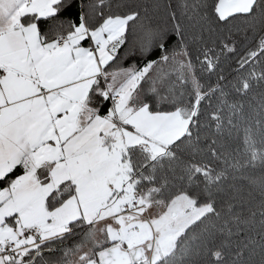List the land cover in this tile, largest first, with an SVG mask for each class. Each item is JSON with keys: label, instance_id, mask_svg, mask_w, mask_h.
I'll use <instances>...</instances> for the list:
<instances>
[{"label": "snow or ice", "instance_id": "obj_1", "mask_svg": "<svg viewBox=\"0 0 264 264\" xmlns=\"http://www.w3.org/2000/svg\"><path fill=\"white\" fill-rule=\"evenodd\" d=\"M0 264H264V0H0Z\"/></svg>", "mask_w": 264, "mask_h": 264}]
</instances>
